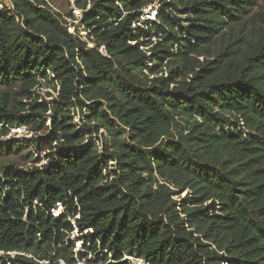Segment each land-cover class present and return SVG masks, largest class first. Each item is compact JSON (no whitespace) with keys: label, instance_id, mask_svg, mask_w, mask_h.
Segmentation results:
<instances>
[{"label":"trees","instance_id":"1","mask_svg":"<svg viewBox=\"0 0 264 264\" xmlns=\"http://www.w3.org/2000/svg\"><path fill=\"white\" fill-rule=\"evenodd\" d=\"M156 1L0 11V264H264V0Z\"/></svg>","mask_w":264,"mask_h":264},{"label":"rangeland","instance_id":"2","mask_svg":"<svg viewBox=\"0 0 264 264\" xmlns=\"http://www.w3.org/2000/svg\"><path fill=\"white\" fill-rule=\"evenodd\" d=\"M49 8L51 9L52 13L55 15H58L59 17L62 18L67 24V26L70 28L71 33H75V31H83L82 28L79 27V18L81 17V11L78 9V7L75 4V0H46ZM184 2V1H183ZM159 7V0H157L154 4H152L150 7H148L145 10L144 13V18L143 20L139 23V25L144 24V20L148 19H155L156 18V12ZM12 10V0H3L0 1V11L1 10ZM15 17L14 14H10L8 16V20H12ZM82 35H86L85 32H82ZM41 94V98L50 100L51 98L56 96V93L54 92L53 89L47 88L44 90H38ZM48 94H51V97H48ZM78 118V117H77ZM79 120V119H77ZM244 138H243V143L245 145L250 146L251 148L259 149L261 148V142L259 140H256L253 135H250L247 133V131L244 129ZM44 134V128L43 126L39 127L38 129H33L31 126L30 127H17L14 129H11L9 133L3 137L0 136V141H6L10 139H16L18 141H23L25 139H33L36 137L43 136ZM96 140V138H94ZM36 164L41 166L44 163V154H40V156L37 157ZM23 160H20V164L23 165V168L28 169L32 167L31 163H22ZM185 194L182 195L184 197ZM63 208L59 206L55 211L54 214L58 215L61 212H63ZM87 232L84 233V235ZM72 241L76 245L75 253H78L79 251L81 252L84 246V239L82 238V234L78 233L77 230L72 235ZM77 257V256H76ZM90 259L96 260V258H93V256H90ZM129 259V258H128ZM131 262L133 264H144L142 261H139L134 258H130ZM77 264H91V263H86L83 260H78L77 258Z\"/></svg>","mask_w":264,"mask_h":264}]
</instances>
